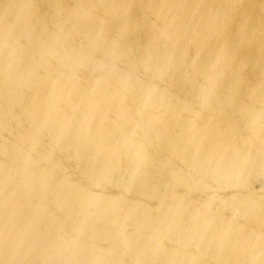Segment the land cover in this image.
Wrapping results in <instances>:
<instances>
[{"label":"water","instance_id":"obj_1","mask_svg":"<svg viewBox=\"0 0 264 264\" xmlns=\"http://www.w3.org/2000/svg\"><path fill=\"white\" fill-rule=\"evenodd\" d=\"M0 264H264V0H0Z\"/></svg>","mask_w":264,"mask_h":264}]
</instances>
